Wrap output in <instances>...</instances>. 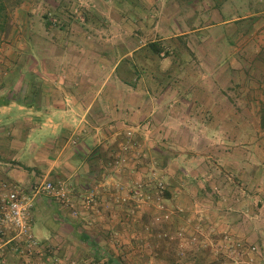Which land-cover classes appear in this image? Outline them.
<instances>
[{"label": "rangeland", "instance_id": "1", "mask_svg": "<svg viewBox=\"0 0 264 264\" xmlns=\"http://www.w3.org/2000/svg\"><path fill=\"white\" fill-rule=\"evenodd\" d=\"M9 13L0 90L36 89L40 58L116 50L119 40L125 53L141 47L132 57L142 75L165 71L159 87L145 78L148 89L212 93L200 95L198 114L184 111L182 136L159 126L151 128L154 140L136 142L129 129L107 172L81 179L79 188L53 181L64 195L40 196L33 223L44 255L27 261L7 245L0 259L40 264L50 255L49 264H85L80 235L88 231L97 248L124 251V264H264V0H11ZM178 66L183 72L172 76ZM196 115L199 123L191 122ZM213 120L218 136L206 130Z\"/></svg>", "mask_w": 264, "mask_h": 264}, {"label": "crops", "instance_id": "2", "mask_svg": "<svg viewBox=\"0 0 264 264\" xmlns=\"http://www.w3.org/2000/svg\"><path fill=\"white\" fill-rule=\"evenodd\" d=\"M115 42L116 50L80 49L70 55L53 54L49 60L40 58L37 73L43 82L36 89L0 90V183L30 189L38 181L68 180L79 188L81 179L107 172L108 162L120 154L129 129L134 131L136 142L154 140L152 130L159 126L172 137L184 134L179 132L187 119L184 111L188 107L193 114L202 111L200 95L211 94L212 89H148L145 78L149 85L155 81L159 87V76L165 71L142 75L132 57L141 47L125 53L123 41ZM150 50L163 55V51L157 54ZM48 62L61 70L50 71ZM169 71L172 76L183 72L181 66ZM189 93L196 95L191 102ZM207 104L216 111L214 102ZM201 118L196 115L191 122L199 123ZM208 126L211 129L206 130L212 135L220 134L218 121ZM203 136L213 139L208 133ZM202 154L207 166L209 155ZM47 235L46 240L54 241L53 230ZM80 236L90 257L85 264H96L94 257L102 264H124L118 255L124 251L97 248L88 231ZM6 261L1 258L0 264H25L11 257Z\"/></svg>", "mask_w": 264, "mask_h": 264}, {"label": "built area", "instance_id": "3", "mask_svg": "<svg viewBox=\"0 0 264 264\" xmlns=\"http://www.w3.org/2000/svg\"><path fill=\"white\" fill-rule=\"evenodd\" d=\"M129 135L132 131L128 132ZM124 159L122 158L121 161ZM42 195L51 197L63 196L64 193L52 181H38L30 189L18 184L0 183V254L8 251L7 245L20 257L30 261L44 255V246L33 233L34 212L38 198ZM94 199L93 193L88 203ZM53 257L48 255L45 263L49 264ZM47 262V263H46Z\"/></svg>", "mask_w": 264, "mask_h": 264}, {"label": "trees", "instance_id": "4", "mask_svg": "<svg viewBox=\"0 0 264 264\" xmlns=\"http://www.w3.org/2000/svg\"><path fill=\"white\" fill-rule=\"evenodd\" d=\"M9 6H11V0H0V41H2L4 37L8 35L13 25L9 13ZM149 46L157 54H160L162 52V49L156 43L152 42L149 44ZM30 74L36 76L33 73ZM261 128L264 131V107L261 110Z\"/></svg>", "mask_w": 264, "mask_h": 264}]
</instances>
